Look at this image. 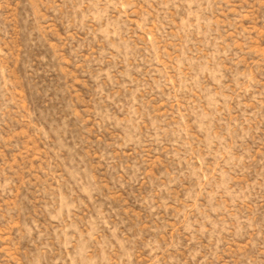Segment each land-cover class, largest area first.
Segmentation results:
<instances>
[{
    "label": "rangeland",
    "instance_id": "1",
    "mask_svg": "<svg viewBox=\"0 0 264 264\" xmlns=\"http://www.w3.org/2000/svg\"><path fill=\"white\" fill-rule=\"evenodd\" d=\"M0 264H264V0H0Z\"/></svg>",
    "mask_w": 264,
    "mask_h": 264
}]
</instances>
